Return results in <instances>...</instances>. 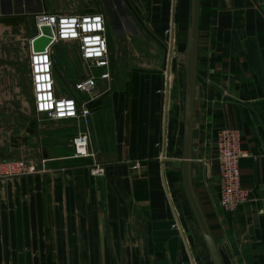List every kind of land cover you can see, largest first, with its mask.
I'll use <instances>...</instances> for the list:
<instances>
[{"label":"crops","instance_id":"0c3cea01","mask_svg":"<svg viewBox=\"0 0 264 264\" xmlns=\"http://www.w3.org/2000/svg\"><path fill=\"white\" fill-rule=\"evenodd\" d=\"M100 1L0 0V14L104 12ZM192 5L131 0L132 15L120 19L122 39L110 42L112 79L98 81L103 93L90 116L106 175L90 173L92 159L73 157L71 122L0 123V264H214L174 164L183 157ZM6 28L0 25V38ZM142 39L154 46L147 55L145 46L144 55L139 51ZM118 40L137 54L129 52L128 65L113 57ZM57 55L60 82L67 69ZM223 128L239 129L249 153L241 160L249 201L234 212L221 206L215 179ZM18 159L39 171L2 173V164ZM192 177L231 263L264 264V0H200Z\"/></svg>","mask_w":264,"mask_h":264},{"label":"built area","instance_id":"2783aa9c","mask_svg":"<svg viewBox=\"0 0 264 264\" xmlns=\"http://www.w3.org/2000/svg\"><path fill=\"white\" fill-rule=\"evenodd\" d=\"M35 33L29 39V76L33 91L34 110L41 122L45 115L51 122H71L75 129L72 137L73 157L90 158L88 165L92 175L107 174V167L97 158L92 145L90 116L92 103L102 91L99 80L110 81L112 73L109 21L102 11L89 13H63L42 9L32 14ZM43 26H49V44L43 50H35L33 43L45 35ZM172 32V27L168 29ZM60 43L73 45L74 54L80 60L77 77L67 75L64 91L56 76L55 46ZM73 52V51H72ZM249 153L242 147L241 131L223 128L216 137L217 168L221 177L220 204L230 212L237 211L249 201V191L244 187L241 160ZM6 175H29L39 171L37 166L25 159L4 163ZM138 163L134 167H137ZM175 225V224H173Z\"/></svg>","mask_w":264,"mask_h":264},{"label":"rangeland","instance_id":"374dc122","mask_svg":"<svg viewBox=\"0 0 264 264\" xmlns=\"http://www.w3.org/2000/svg\"><path fill=\"white\" fill-rule=\"evenodd\" d=\"M36 2L37 0H29V4L33 6L36 4ZM100 3L102 10L106 13L109 18V22L112 24V27L109 28L110 42H112L113 39L115 40V37L121 38L120 36H117L116 33L120 31V19L123 17L126 18L131 14V11H133V7H130L131 0H101ZM34 33V22L33 19L28 15L24 26L6 28L3 38H0V47L6 50L5 55H0V69L4 71L0 74V123H4L5 126L14 125L19 127L24 124V119L26 122L31 119L32 124L35 125H38V123L47 126L52 124L51 121L46 119L45 115H41L43 120L40 122L37 119L34 110L33 96L31 91L32 89L30 88L29 84L30 49L28 42ZM142 40L143 43L139 44V51H141V53L144 55L145 46L147 48V55L148 48L154 46L148 39ZM116 43H118L120 46L113 51V57H116L117 64L128 65L129 62H133L132 57L135 58L137 55L136 52L134 50H132V52L127 50V44L124 40H118ZM73 47V45L66 43H60L55 46V51L57 49L58 53L57 59L59 68L62 70V72L64 69H67V75L71 76V78L78 76L79 69L81 67L80 61H78V59H74L71 56V52L73 51L74 53ZM129 52L132 57L129 56ZM64 76H66L65 72ZM117 77H120V75ZM66 80L67 77H62L60 78L59 82L64 91L68 90L66 87ZM18 96H20V98H18ZM22 112H26V114L30 116H26ZM19 115H21L23 120H17L18 123L17 121L13 122L12 118H17ZM5 167L6 166L2 164V173L5 172Z\"/></svg>","mask_w":264,"mask_h":264},{"label":"water","instance_id":"95a60500","mask_svg":"<svg viewBox=\"0 0 264 264\" xmlns=\"http://www.w3.org/2000/svg\"><path fill=\"white\" fill-rule=\"evenodd\" d=\"M200 0H193L192 22L189 29L188 47L186 56V89H185V120L183 135V157L182 160L174 162L177 168H181L183 181L179 188H184L193 214L196 218L202 236L211 255L214 264H232L226 248L223 244H218L210 229L201 203L198 199L193 185L192 159H193V131L195 112V90L197 77V55H198V31H199ZM25 12L14 14H0V25L4 27L24 26L27 16ZM45 35L34 40L35 50H43L51 41L47 36L51 34L49 26L42 27ZM215 179L220 180L218 174Z\"/></svg>","mask_w":264,"mask_h":264},{"label":"bare ground","instance_id":"6f19581e","mask_svg":"<svg viewBox=\"0 0 264 264\" xmlns=\"http://www.w3.org/2000/svg\"><path fill=\"white\" fill-rule=\"evenodd\" d=\"M35 49V48H34Z\"/></svg>","mask_w":264,"mask_h":264}]
</instances>
